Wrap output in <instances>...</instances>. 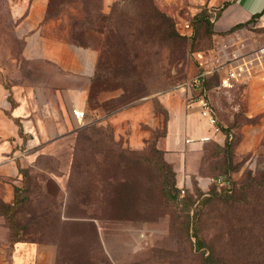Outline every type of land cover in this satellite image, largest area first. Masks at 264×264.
Returning a JSON list of instances; mask_svg holds the SVG:
<instances>
[{
    "label": "rangeland",
    "instance_id": "1",
    "mask_svg": "<svg viewBox=\"0 0 264 264\" xmlns=\"http://www.w3.org/2000/svg\"><path fill=\"white\" fill-rule=\"evenodd\" d=\"M32 1L0 0V83L7 100L12 60L24 56V38L13 35L8 9ZM196 1L100 0L101 35L98 29L80 31L84 18L97 19L95 0H41L47 35L98 51L85 124L78 130L91 125L103 130L99 145H90L88 160L97 163L103 152L109 167L71 172L76 132L49 154L26 158L23 174L12 179L11 201L0 196L1 261L13 264L10 249L20 240L44 248L46 257L49 249L45 264H104L101 259L107 264H264V186L251 198L242 196L243 187L259 183L264 172V101L258 82L225 93L217 78L210 79L207 99L233 140L184 143L177 155L167 151L171 115L180 117V128L187 117L205 123L185 109L195 94L182 87L197 73L191 51L205 47L217 32L195 21L205 12L214 26L209 12L216 8ZM155 11L174 25L193 21L195 37L174 39L169 48L161 44L146 30L162 28ZM101 176L117 181L104 183ZM220 176L230 192L209 182ZM68 181L74 190L90 192L89 207L66 200ZM256 217L263 219L259 232Z\"/></svg>",
    "mask_w": 264,
    "mask_h": 264
},
{
    "label": "crops",
    "instance_id": "2",
    "mask_svg": "<svg viewBox=\"0 0 264 264\" xmlns=\"http://www.w3.org/2000/svg\"><path fill=\"white\" fill-rule=\"evenodd\" d=\"M196 2L216 8L214 29L217 32L247 22L257 14H260L258 25L264 24V0ZM8 12L10 19H14L13 35L24 38V56L12 60L8 100L0 83V196L6 203L12 199V179L18 177L23 161L49 154L85 124L88 91L98 60L96 48L74 46L47 35L41 25L44 13L41 0H33L29 6L20 3ZM195 105L194 99L186 100L185 109L195 112L199 119ZM73 109L83 112L82 125L74 118ZM179 122V116L171 115L167 151L174 155L184 149L186 140L210 134L206 122L195 123L194 118L189 121L187 117L181 128ZM223 141V137H218V144ZM47 254L46 257L44 248L38 250L32 245L16 243L9 256L13 264H30L33 260L36 264H45L50 261L49 249ZM1 260L0 264H6Z\"/></svg>",
    "mask_w": 264,
    "mask_h": 264
},
{
    "label": "built area",
    "instance_id": "3",
    "mask_svg": "<svg viewBox=\"0 0 264 264\" xmlns=\"http://www.w3.org/2000/svg\"><path fill=\"white\" fill-rule=\"evenodd\" d=\"M209 13L211 14L210 20L213 22L216 12L212 10ZM176 27L178 32L184 36L192 34V26L188 20H182L176 24ZM251 28L226 34L216 32L211 37L209 48L198 50L192 54L197 66V73L182 87L195 94L194 100L198 115L206 122L210 134L196 140H186L185 143H218V137L231 140V135L222 130L216 111L206 96L204 84L211 77H217L218 88L225 93L239 86L249 85L254 80L260 85L259 98L264 101V24L260 26L256 23ZM72 114L76 121L82 125L83 112L73 109ZM209 182L219 188L227 184L224 177L210 178Z\"/></svg>",
    "mask_w": 264,
    "mask_h": 264
},
{
    "label": "trees",
    "instance_id": "4",
    "mask_svg": "<svg viewBox=\"0 0 264 264\" xmlns=\"http://www.w3.org/2000/svg\"><path fill=\"white\" fill-rule=\"evenodd\" d=\"M95 4L93 5V13L94 15L97 16V19H94V21L92 19H89V18H84L83 20V23L80 24V31L81 32H91V31H95V29H98V32L103 35L104 34V30H105V26H104V16H102L101 14V5H100V0H95ZM150 10H153L154 11V8L152 6L149 7V12ZM156 17L155 18H158L160 19L159 21L161 22L162 24V28L161 27H156L154 26L153 24H150V25H153L154 27H148L147 26V33H150L151 35L156 33V36L158 35L159 36V42L161 44H166V47L169 48V44L174 40V39H181V40H191L195 37L194 34H195V29H194V22L193 21H189L191 26H192V34L190 36H184L182 34H180L177 30V27H176V24L174 25L172 20L160 13V12H156ZM260 16V14H257L255 16H252L247 22H244V23H241V24H237L233 27H231L230 29L226 30V31H223V32H220V33H223V34H226V33H230V32H233V31H240V30H249V29H252L251 26L255 25L257 22V19L258 17ZM195 21L197 20H201L203 22H205L208 26V28L210 29H213V25L209 24L208 20H207V17H206V14L205 12H201L200 14L196 15L195 16ZM99 18V19H98ZM147 23H150V15L148 17V20L146 21ZM151 30L153 32H151ZM256 31H261V30H256ZM216 33V32H214ZM213 33V34H214ZM212 34V35H213ZM211 35V37H212ZM211 37L208 39V43L205 47L203 48H199V49H195V50H192L191 51V56L194 52L198 51V50H204V49H207L211 46ZM75 39V34L74 36L72 37ZM74 46H77V45H74ZM78 47H84V45H79ZM97 64V63H96ZM96 68V66H95ZM95 73V71H94ZM94 77V75H93ZM92 77V79H93ZM217 78L216 76H213L211 77L210 79H215ZM92 79H91V82H92ZM209 79V80H210ZM208 80V81H209ZM208 81L204 84V87H205V90H206V84L208 83ZM91 84V83H90ZM207 92V90H206ZM222 127V126H221ZM222 130L226 133V134H230L231 135V140H233V133L232 131H227L225 128L222 127ZM102 132L103 130L100 128H96L94 125H91V126H88L86 128H83V129H80L78 131H76V138H75V145H74V152H73V156H72V161H71V172H75L78 168H81L83 169L84 173H88L87 172V169L89 167H94L95 169H98V170H103L104 168H108L109 167V157H106L103 155V152H99L98 155H101L102 157H100V160L97 162V163H93V162H90L88 159V155L91 154V151L92 150V147L90 146L91 144H97L99 145V136L102 135ZM227 141V140H226ZM209 143V142H208ZM230 143V142H229ZM228 142L226 143V145L229 144ZM206 144V143H204ZM99 167V168H98ZM18 177L16 179L19 178V176L21 174H23V166L22 167H19L18 168ZM101 173V172H100ZM103 176L99 177L100 181L101 182H107L108 180L109 181H114L116 182L117 181V177L116 176H109L107 178V180H104L102 178ZM220 177H223V176H220ZM225 178V177H224ZM260 182L259 183H254V182H250L249 184H246L243 189V193H242V196L246 197V198H251L253 197L256 189H262L263 186H264V172L262 173V176L260 177ZM227 180V179H226ZM108 183V182H107ZM222 189H224V191L226 193L230 192V185H229V182L227 180V184L226 186H223V187H220ZM67 197H66V200L68 199V201H73L71 203H74L76 204L77 206H82V207H89L90 205H88L86 203V199L88 198V195H90V192L87 191V189H84V188H81L79 190H74V187L72 186V182L71 181H68L67 183ZM93 218H96V217H93ZM261 218L259 217H256L254 218V227H255V230L256 232H259V227L261 226ZM23 241H20V240H14L13 243H21ZM23 244V243H22ZM102 263L104 264H107L106 261H103V259H101Z\"/></svg>",
    "mask_w": 264,
    "mask_h": 264
}]
</instances>
